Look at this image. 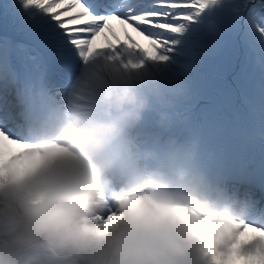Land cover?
Returning <instances> with one entry per match:
<instances>
[{
    "label": "clouds",
    "instance_id": "9594fccd",
    "mask_svg": "<svg viewBox=\"0 0 264 264\" xmlns=\"http://www.w3.org/2000/svg\"><path fill=\"white\" fill-rule=\"evenodd\" d=\"M144 69L145 64L130 67L126 74L138 75ZM114 95L118 108L136 103L128 87L109 91L105 100ZM122 119L69 123L59 133L67 149L51 151L45 146L33 154L19 178L36 199L22 212V228L14 235L16 250L42 242L53 256L69 257L70 264H205L202 248L211 254L226 245L234 254L216 258L217 264H264V251H240L251 242L249 237L264 244V230L256 226L264 222L250 214L247 202L184 170L172 173L176 184L155 175L132 180L115 201V212L102 226L96 222L105 208L102 192L110 184L101 183L107 169L82 174L76 160L89 158L115 137ZM246 219L253 224L239 231ZM0 264L18 262L0 256Z\"/></svg>",
    "mask_w": 264,
    "mask_h": 264
},
{
    "label": "snow or ice",
    "instance_id": "6c2138e0",
    "mask_svg": "<svg viewBox=\"0 0 264 264\" xmlns=\"http://www.w3.org/2000/svg\"><path fill=\"white\" fill-rule=\"evenodd\" d=\"M26 10H34L28 17L29 27L38 34L42 48L63 63L69 71L54 81L40 76L23 80L8 69L10 53H0V152L5 159L15 160L29 154L34 147L25 134L28 116L49 99L59 97L77 81L82 73L102 63L120 62L124 67H141L145 60L165 62L174 41L168 35L182 31L185 22H195L210 8L225 6L228 19L237 29L254 31L264 38V0H21ZM117 21L124 40L114 29ZM143 37L149 48L136 42L131 33ZM97 38H102L98 45ZM134 50L142 59L134 60ZM28 59L38 63L31 52ZM230 190L239 193L245 188L243 199L250 214L264 222V195L257 196L244 179H218ZM247 220L239 231H243ZM264 230V223L256 225ZM240 251L255 255L264 251V244L253 240ZM205 264H217L216 258L234 253L216 248L209 254L201 249Z\"/></svg>",
    "mask_w": 264,
    "mask_h": 264
},
{
    "label": "rangeland",
    "instance_id": "374dc122",
    "mask_svg": "<svg viewBox=\"0 0 264 264\" xmlns=\"http://www.w3.org/2000/svg\"><path fill=\"white\" fill-rule=\"evenodd\" d=\"M221 10L225 11V6L222 4ZM202 17V16H201ZM211 18V21H208V19ZM219 19V23L224 27H221L220 24L217 22ZM217 20H214L212 17H207L204 19H200L198 30L203 33L206 39L211 41H217L218 44H215L213 46H209L208 49H205L208 51L209 54L215 53L220 55L224 53V49L226 47L229 48V54L228 60L230 62H233L231 64L230 62L228 64H218L219 71L221 72L223 68H225L224 75L230 76L229 79L232 84H234L235 79L232 78L236 73H241V71H244L246 74L249 75V81L254 82V86L256 87L258 92H261L264 94V76H258L256 74V71H258L257 68H261L264 71V65H253L252 59L249 62L248 60L253 57L258 58V54H261L264 52V38L259 37L254 31H245L243 28L237 29L236 26L228 19L226 16V13H224L221 18L217 16ZM215 23V24H214ZM214 25V27H210ZM235 36V39L232 41L233 37ZM263 41V42H262ZM255 42V43H254ZM178 45H183L182 42L177 43ZM254 44H256L254 46ZM247 47L251 48V50L248 52ZM222 51V52H221ZM254 51V52H251ZM176 53L182 54L181 51L175 50ZM209 54H206L204 56V53H202V56L198 59H195L192 64H201L203 66H206L208 64V58H211ZM219 55V56H220ZM218 57V56H217ZM263 60V59H262ZM178 63L181 61L177 60ZM159 61H157L158 63ZM255 64H259L258 62H254ZM190 64V63H189ZM100 66V65H99ZM166 65L164 62H161L160 64H152L151 67H145L147 72L151 71V68H153L154 72H151L150 74H146L144 71L138 74V76L141 78V80L145 83L150 82V85L148 89H155L153 83V75L156 73H159V75L164 74V70L167 69V67L164 69ZM185 66H188V64H185ZM118 70L117 68H115ZM118 73H120L118 71ZM200 79V76H198ZM189 78L186 77V75H177L173 77H163L161 78L162 82L158 81L157 84L159 85L160 91L162 94L160 95L159 99H162L163 104L165 106H161L159 103L158 108L167 107L170 109L177 110L179 108V103L177 102V97L175 98V90L181 89L182 91L186 90L191 94V96L196 99L197 101V107L194 109L191 114V120L196 121V126H203L208 123L209 119L212 118L211 121H209V124L213 126L215 132L219 136H225L231 134L234 130L245 128L248 132V139L249 143L254 147L260 148L261 151H264V139L261 138V136L264 137V121L257 122V125L260 128L259 131V137L253 132V128L251 126V122L249 121L246 112L243 108L237 107V101H234L230 103L231 98L228 96L223 97V83L219 80L214 81L215 84V90L214 88L211 89V92L207 93L205 90V86H203L202 81L198 82V85L190 84L189 82H186ZM122 82H126L130 85V82L126 79H122ZM218 84V85H217ZM101 87H104V84L101 82L99 83ZM134 91L140 92L139 89H135ZM150 91V90H149ZM137 93L135 96L137 97ZM204 96V101L199 102V97ZM150 96V94H149ZM255 100H259V98L255 95ZM199 102V103H198ZM264 104V100H262ZM220 103H228V108H220ZM138 105H143L140 101ZM252 108H254L257 112H259L253 105H251ZM226 111V112H225ZM185 113L184 111H181ZM262 119L264 120V111L261 112ZM220 122V125L217 124L216 121ZM255 148V147H254ZM256 149V148H255ZM10 161V159H8ZM29 160L27 159L26 162ZM30 162V161H29ZM78 159L76 160L77 168L79 172L85 171L82 169L84 165L78 163ZM31 163V162H30ZM29 164H24L23 168H19L16 171L11 170L10 171V165L5 166L3 168H0V184L1 182H5L9 185L8 191L10 192V195H8L5 200H7V204L12 208V205L16 204L22 211L25 207H28L30 204V201L35 202V196L31 195L27 191V182L24 180H21L19 177L22 174V172L25 170L26 167H28ZM10 171V174H9ZM3 184V183H2ZM17 185L20 189V195H15L13 191V186ZM1 187V185H0ZM0 203L5 205V202L0 200ZM8 206V207H9ZM9 208V209H10ZM15 213L17 214L18 219L22 217L21 212L18 210H15ZM14 214V213H13ZM101 214V213H100ZM12 216V213H10ZM109 215V214H108ZM108 215L102 216L98 215L95 217L96 222L99 219L103 217H107ZM3 219V218H2ZM17 219V220H18ZM0 222H2L0 218ZM197 223V221L195 222ZM1 226L6 227V234L3 238L0 240V256L5 258H11L13 260H16L18 264H60L61 261L57 260L53 262L52 254L47 250L45 245L42 242H37L33 246V251L31 253H23L24 251H17L15 248V241H14V235L18 233L19 231L15 229V227L9 225L8 223H3ZM250 235V234H249ZM44 246V248L42 247ZM222 250L226 249V245H220L219 246ZM19 258V259H18ZM66 264H70V261H67Z\"/></svg>",
    "mask_w": 264,
    "mask_h": 264
},
{
    "label": "bare ground",
    "instance_id": "6f19581e",
    "mask_svg": "<svg viewBox=\"0 0 264 264\" xmlns=\"http://www.w3.org/2000/svg\"><path fill=\"white\" fill-rule=\"evenodd\" d=\"M12 1L18 2L19 0H10V2H12ZM1 4H2V0H0V5ZM33 11L34 10H24V13L22 12L20 15H23L25 13H27V14L30 15ZM0 12H1L0 16H3V14L5 13V6L4 5H2L0 7ZM13 17H14V15L12 13H10V14L6 15L4 18H8L10 22H13L14 23V27L18 31H21L24 35H28L29 36V35H31V33H34L33 30H31V31L26 30L27 27L29 26V24H28V18L25 19V20H21L19 17H16L15 19H12ZM173 46H175L176 48H183L184 47L183 45L180 46L178 44H174ZM104 66L106 68V71L105 72H102L100 70L98 71V69L95 68V69H93L91 71L84 72V73L81 74V76L82 75L83 76H82V82L79 85L80 88H77L75 90V93H77V96H73L74 97V102L73 103L75 104V107H72V108L69 107V109L72 112H74L78 117L83 118L84 115L91 114L92 112H95L97 115L99 114L98 113V111H99L98 109L100 107H98L97 105H96L95 109L92 108V107H90L92 104L89 101L85 100L83 97H81V95H83L85 92H88V94H89V91H90V94L89 95L93 99L94 98L97 99V97H98V99H102L103 97H105V95L108 92L105 91V93H104L99 88H97L95 86H97V85L99 86V83L100 82H104L105 84H107L106 83V79L108 77H110L112 79V77H113L112 76V73H113V71L115 69V66L112 63L104 64ZM114 73L116 74L117 79L118 78H121V76L117 75V73L115 71H114ZM145 73L148 74L149 72L146 71ZM108 74H109V76H108ZM156 74H158V73H156ZM116 77H114V79H113L114 81H112V82H110V83L107 84L108 85V88L113 83L118 84V80L116 79ZM80 79L81 78H79L77 80V83H78V81ZM191 83H193V81H191ZM118 89H119V87H118ZM132 93L134 94L133 91H132ZM159 94H160V92H156L154 94V96H157ZM134 107H132V108H134ZM135 132L136 131H133V133H135ZM82 174H84V173H82ZM2 191L5 192V190H2ZM112 209H114V207H112ZM106 219H107V217H104L99 222V225L102 226L104 224V221ZM193 221H195V219L192 218V222Z\"/></svg>",
    "mask_w": 264,
    "mask_h": 264
}]
</instances>
